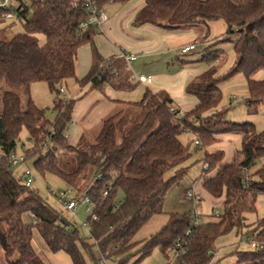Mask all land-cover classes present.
Returning a JSON list of instances; mask_svg holds the SVG:
<instances>
[{
  "label": "trees",
  "instance_id": "trees-1",
  "mask_svg": "<svg viewBox=\"0 0 264 264\" xmlns=\"http://www.w3.org/2000/svg\"><path fill=\"white\" fill-rule=\"evenodd\" d=\"M133 0H97L100 8L127 5ZM77 5V6H76ZM18 20L24 32L10 40L0 11V264H47L33 247L36 230L52 254L66 253L73 264H87L83 251L95 247L107 264H128L137 257L140 264L156 250L164 255L178 243L183 246L177 264H211L216 242L234 231L260 244L261 248L239 251L236 264H264V219L249 225L247 217L256 213V203L264 195V131L253 123L225 120L221 84L237 75L248 83V107L264 103V0H143L133 26H155L168 31L209 27L223 21L227 31L205 48L201 60L208 70L185 89L196 98L191 111L181 113L170 96L146 89L141 100L103 122L94 142L84 137L71 146L70 128L74 101L60 97L61 87L76 80L81 87L91 84L103 91L106 84L132 91L131 77L123 73V59H104L95 45L98 32L92 28L83 39L77 26L86 19L79 0H52L48 4L27 2ZM46 42L40 44L39 37ZM236 37L238 59L226 76L217 75L219 44ZM206 38V35L204 36ZM200 42L196 47L198 49ZM89 45L93 64L85 77L76 76L79 50ZM190 52V53H192ZM189 54V53H188ZM260 73L261 80L255 79ZM48 84L55 94L56 122L32 98V86ZM129 114V115H127ZM27 132L26 146L21 135ZM186 132L201 143L203 164L208 167L203 190L222 201L218 219L202 221L192 229L190 213L168 214L164 226L148 240L138 241L140 231L155 217L165 215L168 193L188 175L190 147L181 137ZM237 133L242 150L225 164L224 153L206 150L219 143V136ZM121 138H119L120 136ZM21 149L25 163L34 158L35 172L60 178L76 197L87 195L97 216L92 221L89 243L79 230L52 208L36 191L25 186L24 172L17 179L9 158ZM68 160L69 164L63 162ZM258 167V169H256ZM256 169V170H255ZM253 172L245 180V173ZM33 173V172H32ZM61 192V191H60ZM119 194L123 200L118 201ZM120 205L117 209L116 206ZM215 212V211H214ZM213 212V213H214ZM33 214L27 219L26 214ZM214 218V217H213ZM91 221V217L87 223ZM83 228V227H82ZM188 234V231L191 230Z\"/></svg>",
  "mask_w": 264,
  "mask_h": 264
},
{
  "label": "rangeland",
  "instance_id": "rangeland-1",
  "mask_svg": "<svg viewBox=\"0 0 264 264\" xmlns=\"http://www.w3.org/2000/svg\"><path fill=\"white\" fill-rule=\"evenodd\" d=\"M109 9L107 10V15L109 13ZM24 23L19 20L6 21L4 26H8L9 30L6 31L4 35V39L10 40L18 34L24 32ZM210 29V41L215 39H220L222 35H224L227 31V27L223 21H217L209 24ZM200 34L201 30H196ZM206 35V33H205ZM207 36V35H206ZM204 37V36H203ZM202 37V40L204 39ZM40 44L44 45L46 39L44 36L39 37ZM201 40V41H202ZM236 37L232 38L231 42L221 43L218 46H215L211 49V51L221 49L222 54L219 55V60L216 62L217 65V75L219 77L226 76V74L233 67L234 63L238 59L234 51V42ZM188 40L182 38L180 36V42L185 43ZM200 41V42H201ZM215 42V41H214ZM213 45V44H212ZM89 52L90 46L83 47L81 50L85 52V50ZM202 46L198 47L197 51L190 53L186 56H178L170 61L168 65L171 66V69L168 70V65L165 66V73L168 76L170 73H174L173 67H182L178 64V60H188L189 64L184 67H196L198 64V59L201 56V53L204 52ZM87 52V53H88ZM83 54L80 56L79 65L77 66L76 76L79 77L85 75V70H83L80 65ZM88 58V57H87ZM84 59V58H83ZM122 60V59H120ZM203 64L200 66L208 67L207 63L202 61ZM162 64L161 60H157L151 65L148 63V60L141 58L138 59V62H135L132 66L135 72L144 73L147 78L150 77L151 74H160L159 65ZM186 70V69H184ZM183 70V71H184ZM122 71L124 74L129 72L127 68V64L123 60V68ZM139 75V74H138ZM144 76V77H145ZM263 76L260 73L255 79H260ZM146 78V77H145ZM64 90V93H60V97H62L65 101H74V111L72 114V120L70 122V128L66 131V135L68 137L69 143L71 146L76 147L79 144V141L82 137L88 140L90 143L94 142L96 137L99 135L103 122L113 116L118 111L117 106L111 105V101L107 97V91H109L110 85L106 84L103 87V91L93 88L91 84H88L84 87H81L76 80H70L61 87ZM220 89L222 91V103L220 109H224L226 111L225 120L232 123H253L256 126L258 132L264 131V103L259 106L257 109H250L248 107V83L244 75L240 74L231 79L224 81ZM145 89L138 85L136 91L130 92L126 97L128 101H138L143 96ZM32 98L36 105L40 109L47 110V118L50 120L51 124L56 122V113L54 112V99L55 94L50 90L48 84L46 83H36L32 86ZM110 93V92H109ZM111 94V93H110ZM236 97L239 101L237 104H232L231 99ZM129 107V106H127ZM126 106L122 108L126 109ZM129 115V114H127ZM120 136V135H119ZM220 137V136H219ZM121 138V136L119 137ZM220 139V138H219ZM22 143H25L24 150L27 148H31L26 141L28 140L27 132H23L21 135ZM181 141L190 147V153L192 157L187 162V166L189 167V173L187 177L176 187H174L167 195L164 211L165 215L155 217L151 220L138 234L137 240L144 241L148 240L151 236L155 235L166 223L168 219V214H185L190 213L194 209L193 205H182L180 201L184 199V195L186 192L193 188L194 182H198L196 184V190L198 191L201 187V182L204 177L211 176L204 174L202 175L203 169V160L205 156V151L202 148H198L195 146L194 141L195 137L192 133L186 132L182 135ZM219 148L223 149L225 152L226 159L233 160L235 155L242 150V138L237 133H229L222 135V138L219 141ZM217 145V144H215ZM17 157H24L22 150L19 148L17 151ZM35 159H29L25 164L20 163L16 168H12L14 176L19 179L23 174L24 170L30 169L35 175V182L32 187V190L36 191L47 203L58 211L62 216L64 213L63 206L59 203V201L52 195L53 192L59 193L60 191H65L67 189L64 182L52 175H47L45 178L38 175L33 167ZM69 161L66 159L63 164H69ZM261 166V164H260ZM258 169V167L256 168ZM255 169V170H256ZM254 171H251L249 174L247 173V177L251 178ZM200 194L203 198L198 212L201 216L202 221L213 220V212L218 209V207L222 204V201L213 199L208 193L204 190L200 191ZM123 200V195L119 194L118 201ZM218 206V207H216ZM72 226L76 227L79 230L80 236L86 239L89 243L93 242L90 240V235L82 228L83 223H87L91 217L90 213L87 212V206L80 205L75 214L66 213L63 216ZM264 219V195H260L257 199L256 203V213L249 215L247 217V222L249 225L255 224L257 221ZM248 231L245 230L243 235H238L236 231L221 237L216 242V251L214 253V259L211 264H236L237 256H236V247H239V251H247L252 249L251 243L248 239ZM33 247L37 254L47 263V264H73L70 257L63 252L52 254L40 238L38 232L34 231L33 238ZM87 264H98L100 261L99 253L95 247H92L90 252L83 251ZM173 255H164L159 250H156L150 257L143 260L140 264H170L172 261ZM137 257H134L128 264H135L137 261Z\"/></svg>",
  "mask_w": 264,
  "mask_h": 264
},
{
  "label": "crops",
  "instance_id": "crops-1",
  "mask_svg": "<svg viewBox=\"0 0 264 264\" xmlns=\"http://www.w3.org/2000/svg\"><path fill=\"white\" fill-rule=\"evenodd\" d=\"M142 7L143 0H133L127 5L111 4L105 7V12H107L108 9L110 10L108 13L109 21L105 26L103 33H98L95 37V45L101 56L106 60L111 58H120V54L122 52L135 55L137 57L135 62H138V59L144 58L148 60L150 65L159 59L162 61V64L159 65V67H161L159 69L160 74L157 75L154 73L151 74L149 78H147V76H145L141 70L139 71L140 73L135 72L132 68L135 62L132 63L129 68V72L126 73V75L131 77L132 84L135 86L134 90L128 91L124 90L123 88H116L110 85L109 91H107V97L109 98V101H111L110 104L118 107V111L116 113L118 114L119 112L123 111L122 108L129 106L128 103L139 102L142 97L138 101H128L125 97L130 92L136 91L139 85L145 90L149 89L153 93L161 91L166 92L174 101L176 107L181 111V113L191 111L197 105V100L194 97L187 96L185 94V89L198 76L207 71L208 67H204L202 65L200 66V64H203L201 56L197 60L198 64L196 67H184L185 65L189 64L190 61L182 59L178 60V64L180 66L182 65V67H179L177 70V67H173V70L176 72L170 73L168 76L165 73V66L168 65L170 61L173 63V59L180 55H189L190 53L183 54L182 50L187 46L200 42L202 37L205 36V33L207 36L206 38L203 37L204 39L200 42L198 47L202 46L203 49H205L214 43L215 40L210 41V29L209 27H202L179 31H168L150 25L139 28L134 27V19ZM197 29L201 30L199 35H197ZM180 36L187 39L188 41L181 43ZM88 46L89 45H85L83 47ZM83 47L78 52L76 62L77 71L80 56L83 54L80 65L82 66L83 70H85V75L83 74V76L79 77L81 79L87 75L93 64L91 48L89 49V52L87 49L85 52H82L81 50ZM167 69L170 70L171 66L168 65ZM141 76L146 77L145 83L139 81V77ZM262 78L263 76L259 80ZM126 109H130V107H127ZM219 138L221 139L222 136ZM217 146H219L218 143L217 145L208 148L206 151L209 153L222 151L225 155L224 150H221V148ZM231 162L232 160H227L226 157H224L223 163L228 164ZM260 164L262 166L264 165V159L261 160ZM202 182L198 191L196 190V184H198V182H194L193 188L198 194H200V191L203 190ZM181 204L185 205L183 203ZM220 207L221 205L218 208Z\"/></svg>",
  "mask_w": 264,
  "mask_h": 264
},
{
  "label": "built area",
  "instance_id": "built-area-1",
  "mask_svg": "<svg viewBox=\"0 0 264 264\" xmlns=\"http://www.w3.org/2000/svg\"><path fill=\"white\" fill-rule=\"evenodd\" d=\"M52 0H0V11L3 14V18L6 21H12V20H18V15L24 11V4L27 2H37L40 4H48ZM81 3L82 9L86 15V19L83 21H80L77 26V38L79 40L83 39L84 34H86L90 29L94 28L97 30L99 34H102L105 26L107 25L109 21V16L105 12V8H100L98 6L97 0H79ZM77 6V5H76ZM198 45V42L185 47L182 50L183 54H188L194 50H196V47ZM120 58L125 61L127 64V68L129 69L131 64L134 63L137 60V57L133 54H126L121 53ZM139 81L142 83L146 82V78L144 76L139 77ZM61 93H64V90L61 89ZM232 104H237L239 101L236 97H233L231 99ZM196 146H200L201 143L199 141L195 142ZM1 156V155H0ZM9 162L12 168H16L20 163L25 164V158L24 157H17L16 154H13L9 158ZM208 171V167L203 164L202 174L203 172L206 173ZM202 176V175H201ZM247 173H245V180H247ZM34 181V175L30 169L24 170V183L25 186L28 188H31ZM52 195L59 201V203L64 208V213H70L75 214L78 210V207L80 205L87 206V212L91 215V221L89 223H83L82 227L87 232H91V224L92 221L97 220L96 214L93 212V208L91 207V201L87 195L84 197H76L74 196L73 192L71 191H61L59 193L53 192ZM203 198L200 194L197 193V191L194 188L189 189L186 194L184 195V199L181 201L183 204L193 205L194 209L191 212V219H192V229L198 228L200 224L202 223L201 216L198 212L199 206L202 202ZM120 205H117L116 208L118 209ZM221 210L220 208L216 209L213 213V217L215 219H218L220 217ZM33 214L28 213L26 214V218L33 219ZM191 230L188 231V234L191 233ZM249 242L251 243L252 249H258L261 248L260 244L252 241L249 239ZM183 252V246L181 243L176 244L168 253V255H173L172 261L170 264H177V261ZM102 264H107V261L105 259L101 260Z\"/></svg>",
  "mask_w": 264,
  "mask_h": 264
}]
</instances>
